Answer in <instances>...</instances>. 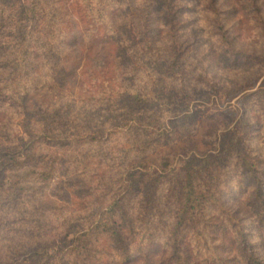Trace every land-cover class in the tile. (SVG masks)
<instances>
[{"label": "rangeland", "instance_id": "rangeland-1", "mask_svg": "<svg viewBox=\"0 0 264 264\" xmlns=\"http://www.w3.org/2000/svg\"><path fill=\"white\" fill-rule=\"evenodd\" d=\"M24 4L41 11L26 39L13 18ZM87 132L100 139H77ZM228 132L241 154L224 151ZM0 153L32 155L28 170L50 176L0 192V264H32L26 249L40 264H120L101 220L123 223L130 264L264 263V0H0ZM191 155L217 166L203 209L174 231L168 191ZM166 158L172 180L147 223L127 177ZM119 196L123 211L108 215Z\"/></svg>", "mask_w": 264, "mask_h": 264}, {"label": "trees", "instance_id": "trees-1", "mask_svg": "<svg viewBox=\"0 0 264 264\" xmlns=\"http://www.w3.org/2000/svg\"><path fill=\"white\" fill-rule=\"evenodd\" d=\"M14 19L17 20V24H19V30L20 37L23 39H26L27 37V30L28 26L32 25L33 22L36 21L37 18H39L41 11L37 8L32 7V5L24 4L21 6L19 11H16ZM41 17V16H40ZM81 31V29H78ZM66 42V41H65ZM21 45H24L22 43H19ZM25 47L28 49V47L25 45ZM124 96H128L135 101V103H141L143 105H147L151 102V100L147 97H145L142 94H138L135 92H122ZM141 123V122H140ZM154 124V123H153ZM152 123H146L144 125L145 129L147 131L149 130L150 134H153L150 130L153 126ZM139 125L136 124L134 121L125 124L123 123L122 127L125 128H134L138 127ZM169 131L167 129H162L159 132V137L162 135H169ZM110 138L113 139L114 134L112 132L109 133ZM100 139L98 132H87L84 134H79L77 136V139L94 143L95 139ZM243 142L244 139L242 137L236 136V134H232L230 132L224 134L222 143L225 144L224 151L227 153H236L241 154L243 151ZM212 158V159H211ZM20 158H7V154L0 153V192L4 193V197L8 195L9 197L15 196L17 193V190L19 189L17 187L18 183L24 182V180L27 177H30L32 175H36L38 178H41L43 180L50 179V176L46 174L45 172H37L34 170H28L27 166L33 164V156H27L25 158L24 162H20ZM250 163L247 164V170L251 172ZM217 166L216 159H213V157H198L195 155H191L187 157V160H185V165L183 168L185 180H183V183L176 182V185L173 186L169 191L168 200L172 201V205L175 206L174 210L178 213L180 212V216L178 218V221L175 225V230H180L184 226H187L188 222L192 221L191 216L194 215L196 212H198L200 209H203V203L206 202L209 199V195L206 194V183L207 178L209 181L214 178V170ZM146 171H134L130 172V174L127 177V191L126 193L130 192L131 195L136 196L139 195L142 199L141 201V217L147 221V223H150L151 221H154L156 217L153 215L155 211L158 208V202L157 198L159 196V192L161 187L167 182V180H172L170 177L172 174L169 171L170 167H172V161L170 158L164 159V161L159 164L158 169L151 172L150 168L143 166ZM21 171L24 172V174L21 176ZM8 175H11V181L8 182ZM26 175V176H25ZM177 176V175H176ZM18 177L17 183L13 182L12 178ZM15 181V180H14ZM16 183V184H15ZM23 189V188H22ZM126 197L119 196L114 201V205H111L107 213L110 216H115L121 211H123V208L121 205H124V200ZM257 201L255 208L258 210L263 211L264 216V185L262 182H258L257 184ZM1 202V197H0ZM169 202V201H168ZM170 203V202H169ZM202 205V206H201ZM171 206V204H170ZM201 211V210H200ZM189 220V221H188ZM150 221V222H149ZM188 221V222H186ZM123 224V223H122ZM110 226L109 224H106L103 222V220L100 221L99 227L97 229H103V231L108 232L113 240V245L117 251L120 252V264H130L132 263V249H134V246H131L130 243L127 242V238L129 239V236L125 231L123 230L124 226ZM109 227V228H108ZM128 228L131 230L133 229L132 225H128ZM87 236V235H86ZM139 237H145V234L142 235L139 234ZM79 242H81V239H79ZM82 245L80 247H85L86 242H81ZM80 243V244H81ZM144 243V240L141 239L139 245ZM248 246V244H246ZM79 247V245L77 246ZM252 248L255 247V244L251 245ZM80 249V248H79ZM24 253L26 257H32L29 259V261L32 262V264H40L38 261V254L37 253H30L26 250H24ZM81 251H79L78 254H76L75 257L80 255ZM200 258H204L207 260V257L205 253H201ZM15 264L19 262V259L15 257ZM264 264L261 260L255 259L253 256L250 257L249 264ZM18 264H22V262H19ZM41 264H50V260H46L45 262H42ZM211 264H218L215 261L211 262Z\"/></svg>", "mask_w": 264, "mask_h": 264}]
</instances>
